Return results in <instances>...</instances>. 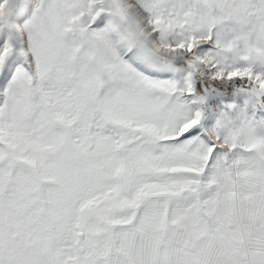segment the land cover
<instances>
[{
  "label": "snow or ice",
  "instance_id": "1",
  "mask_svg": "<svg viewBox=\"0 0 264 264\" xmlns=\"http://www.w3.org/2000/svg\"><path fill=\"white\" fill-rule=\"evenodd\" d=\"M0 264H264V0H0Z\"/></svg>",
  "mask_w": 264,
  "mask_h": 264
}]
</instances>
